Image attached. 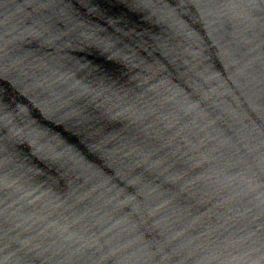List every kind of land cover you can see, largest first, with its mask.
Masks as SVG:
<instances>
[{
	"label": "water",
	"instance_id": "1",
	"mask_svg": "<svg viewBox=\"0 0 264 264\" xmlns=\"http://www.w3.org/2000/svg\"><path fill=\"white\" fill-rule=\"evenodd\" d=\"M0 264H264V0H0Z\"/></svg>",
	"mask_w": 264,
	"mask_h": 264
}]
</instances>
